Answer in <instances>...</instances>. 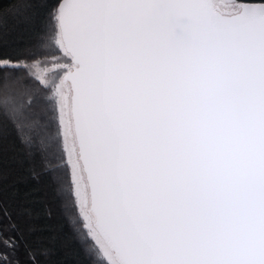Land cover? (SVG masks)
Here are the masks:
<instances>
[{"label":"snow or ice","instance_id":"1","mask_svg":"<svg viewBox=\"0 0 264 264\" xmlns=\"http://www.w3.org/2000/svg\"><path fill=\"white\" fill-rule=\"evenodd\" d=\"M226 7L16 0L0 11V28L9 15L39 25L35 45L0 52V119L65 213L78 205L88 264H264V0ZM53 45L37 86L16 75L31 77ZM23 235L0 204V264L49 255Z\"/></svg>","mask_w":264,"mask_h":264},{"label":"trees","instance_id":"2","mask_svg":"<svg viewBox=\"0 0 264 264\" xmlns=\"http://www.w3.org/2000/svg\"><path fill=\"white\" fill-rule=\"evenodd\" d=\"M54 2L55 0H49V3ZM14 3L16 0H0V11L10 8ZM38 30V23L26 24L22 18L9 15L6 25L0 28V52L26 49L35 45ZM50 48L55 46L47 49V55L51 54ZM16 75L26 80L29 85L39 84L27 73ZM23 99L27 103L29 97L24 96ZM56 199L48 177L33 176L32 161L17 139L13 124L6 119H0V204L6 205L12 212L13 219L23 230V239L28 245L49 249V255L38 257L39 264H88L84 251L74 240L70 222L56 207ZM29 228L33 231L29 232ZM11 235L17 236L16 233ZM19 255L23 261V247Z\"/></svg>","mask_w":264,"mask_h":264},{"label":"rangeland","instance_id":"3","mask_svg":"<svg viewBox=\"0 0 264 264\" xmlns=\"http://www.w3.org/2000/svg\"><path fill=\"white\" fill-rule=\"evenodd\" d=\"M216 2L222 7V9L230 10L228 7H226V5L230 4L232 2V0H216ZM49 50H50L49 53H51V54L50 55H47L48 58L43 63H41L39 70L34 65H31L30 66V71H31V76L32 77L36 78L38 76H43L44 73H45V71L51 72V65L55 62L53 60V57L56 56L57 48L55 46V48H50ZM56 198H57V195H56ZM56 200L58 202L56 204V207H58L57 209H59V211L61 212V214H63L68 219V221L70 222V224H71V226L73 228L72 220L75 218V216H79V213H78V205L74 209L75 216H70L67 213H65V211L63 210V208H64L63 201L61 199H58V198ZM79 219L82 222V219L83 218L82 217H79ZM85 231H86V229H85Z\"/></svg>","mask_w":264,"mask_h":264},{"label":"water","instance_id":"4","mask_svg":"<svg viewBox=\"0 0 264 264\" xmlns=\"http://www.w3.org/2000/svg\"><path fill=\"white\" fill-rule=\"evenodd\" d=\"M223 10L226 11V12L229 11V10H225V9H223Z\"/></svg>","mask_w":264,"mask_h":264}]
</instances>
